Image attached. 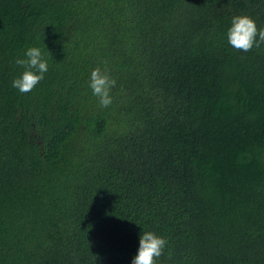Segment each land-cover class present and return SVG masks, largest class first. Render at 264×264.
Masks as SVG:
<instances>
[{"label":"trees","instance_id":"1","mask_svg":"<svg viewBox=\"0 0 264 264\" xmlns=\"http://www.w3.org/2000/svg\"><path fill=\"white\" fill-rule=\"evenodd\" d=\"M238 15L264 28V0H0V264H132L143 231L157 264H264V44L229 45Z\"/></svg>","mask_w":264,"mask_h":264},{"label":"clouds","instance_id":"2","mask_svg":"<svg viewBox=\"0 0 264 264\" xmlns=\"http://www.w3.org/2000/svg\"><path fill=\"white\" fill-rule=\"evenodd\" d=\"M227 42L237 51L249 52L264 44V28H258L256 21L248 15L234 16L227 31ZM24 55L25 59H17L15 63L25 71L20 77L13 79L12 87L26 94L44 79L48 63L38 47H29ZM115 84V79L106 70L96 67L91 71L89 87L98 98L101 108L111 105V92ZM167 244L166 238L151 231H143L139 239L138 254L133 258L132 264H157V260L164 255Z\"/></svg>","mask_w":264,"mask_h":264}]
</instances>
